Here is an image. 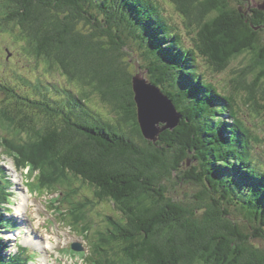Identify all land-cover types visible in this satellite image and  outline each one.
<instances>
[{
  "label": "trees",
  "instance_id": "1",
  "mask_svg": "<svg viewBox=\"0 0 264 264\" xmlns=\"http://www.w3.org/2000/svg\"><path fill=\"white\" fill-rule=\"evenodd\" d=\"M6 1L11 35L75 88L57 91V98L45 92L43 77L35 83L20 77L19 84L33 86L26 95L10 79L11 67L3 69L0 91L9 102L0 101L1 126L15 136L24 132L27 141L16 146L18 138L3 133L0 148L18 167L38 171V182L72 175L96 194L76 213L77 225L94 254L110 251L115 260L86 264H264V166L243 122L245 113L264 112V10L254 0H169L197 30L189 48L156 0ZM129 51L142 55L139 70L182 116L157 143L138 124ZM198 55L215 73L234 66L226 91L194 68ZM90 95L113 117L92 111ZM187 161L192 166L183 171ZM3 175L0 168V224L9 230L15 222L2 207L11 202ZM180 181L191 189L183 197ZM105 206L113 211L99 210ZM5 248L0 235V264L40 256L21 249L6 257Z\"/></svg>",
  "mask_w": 264,
  "mask_h": 264
},
{
  "label": "rangeland",
  "instance_id": "2",
  "mask_svg": "<svg viewBox=\"0 0 264 264\" xmlns=\"http://www.w3.org/2000/svg\"><path fill=\"white\" fill-rule=\"evenodd\" d=\"M4 1L6 0H0V75H4V74L6 75V73L3 72L6 69H9L10 66L12 71L10 73V79L11 78L13 79L14 81L13 84L15 83L19 84L18 79L20 80V77H24V79H27L31 82H34V80H38L40 77H43V81L48 86V89H46L45 92L58 95L57 91L63 94L66 90L68 92L70 91V88H75L73 83L69 82L68 76L63 75L62 72L57 68L50 69L48 60L41 61L38 58H36V53L32 51L30 46H28L23 40L17 41L15 37L11 35L12 32L9 30L8 27L5 26L6 24L4 23V20L8 16L7 1L6 3H4ZM156 1L158 2L162 10L160 11L164 19L167 21L168 25H170L171 28H177V31L180 34V38L182 37L181 41L184 43V45L188 46L189 48L195 46L196 44L195 39L197 38V30L188 27V23L185 21L184 16L181 15V12L178 11L176 5L171 3L169 0H156ZM230 1L236 4V2L247 3L250 0H230ZM260 1L263 0H259V3ZM245 6L247 7V5ZM2 26L4 28L1 30ZM18 45H20V47H18ZM130 53L132 56L131 61L134 63L133 69H135L136 67L137 74L143 73L147 78L148 72L144 70H139L140 63L143 60L142 55L135 52H130ZM197 58H198V66L196 64L194 68L199 69L204 74V77L209 82H212L220 91L222 90L226 91L230 81L231 72L234 66H230L227 70L223 71L222 73H215L213 65L210 64L207 59L205 60L204 58H201L200 55H198ZM237 62L238 61L236 60L234 64H238ZM19 85H23L26 95L30 93L33 88V86L31 85L29 86L28 84L25 83ZM13 87L17 89L19 95H23L21 93L19 86L14 85ZM75 92L77 93V90H75ZM57 98H59V95L57 96ZM0 101L9 102L8 98H6V95L2 93V91H0ZM103 103L104 102L100 98L94 95H90L89 99L87 100V104L92 111L95 110L94 108H97V110H99L102 115L104 114L107 117L112 118L113 115L110 112L111 107L109 111V109H107L106 105ZM97 110H95L94 112L99 113ZM244 112H246L245 109ZM1 113L2 112L0 111V116ZM10 114L13 115V117H15V113H10ZM224 118H226L225 120L230 121L229 119L230 117L228 115H224ZM243 119H244L243 122L248 126V128H250L252 133V143L255 146L254 157L261 160L262 161L261 164L264 166V112L257 113V115L256 114L254 115L253 112L245 113L243 115ZM48 121H49L48 118L43 117L44 123L46 122L48 123ZM1 124L2 123L0 122V135L3 133H8V135L18 138V142H14L16 146H19L23 144L25 141H27L26 134L24 132L19 131V134L15 136L13 132L9 129H5V131H3L4 128L1 126ZM5 143L14 147L12 141L11 142L5 141ZM0 154H1L0 168L2 173H4L3 176L7 179V184H5L4 187L2 188L4 189L5 192H7L8 194L14 197L11 198V201L14 202L13 203L14 214L17 208H19V206L21 205L22 194L23 196H27L26 194L30 192L32 193V194L30 193V195H36L34 194L36 192H40V193L46 192L45 194H42L41 198L45 197L43 199V202H50L51 200L56 199L60 195V193H54V194L51 193L50 195L48 194V192L59 189L60 185L62 187H70V188L76 187L73 188V191L76 193L75 195L76 196L82 195L80 198L77 197L68 198L67 201L70 199H74L78 201L81 200L84 196L85 198L81 200L82 204L84 203L85 199L87 200V197L89 198L90 203H93L95 201L93 200V202H91L92 201L91 197L94 198L96 194L94 192H90V190H88L86 186L81 185L79 182L73 180L72 175H69L67 177L69 179L66 182L61 180L58 182L56 180L50 182L49 181L46 182L45 180L38 182L37 173L34 171H30L28 167H24L27 169V171H29L28 178H32V180L30 182L28 181L22 182L21 171L23 166L18 168L19 171H17L16 168L13 167L14 161L12 159V156L9 153L2 152L1 148H0ZM257 164L259 165V163ZM191 166H192V162L187 161L183 171H186L187 169L191 168ZM31 182H32V186L29 187L30 192L29 191L27 192V187H25L24 185H29V183ZM62 187L60 189H62ZM179 187H181V190H183V192H181V194L179 195L180 197L184 196L182 193L190 192L191 190L189 185L184 184V182L182 181H180ZM22 188L24 190H22ZM37 202H40V205L37 207L36 212L32 213V218L35 219L33 225H35L36 231L39 232L40 235L42 236V242L44 243H42L41 246H36L35 249L46 250L47 256L44 255L45 257H43L42 255H40L38 260L35 259L30 264H59L58 263L59 261L62 264H86L84 260H91L94 262L95 261L100 262L102 260H105V263H109L110 261L115 260V258L112 256V253L110 251L100 250L99 254H94L91 249L92 242L87 241L86 238H82V234L75 231L76 228H82L81 226L74 225L71 227L69 222L64 221L59 215L48 217L49 214L48 215L45 214L48 211V208L41 203L40 198L37 200ZM6 203L7 202H4L2 204V207L6 209V215L9 216V211L7 209H9L10 207ZM67 207L69 209L73 208L72 205L68 206V204H65V208H64L65 214H67L68 212V210L66 209ZM89 208H91V206ZM87 209L88 208L85 207L82 210H78V212L84 213ZM99 210L100 211L105 210L104 212L110 214L109 210L113 211V208L112 206H105L104 208H99ZM44 214L46 215V217L44 216ZM3 215L4 213L2 211L0 216ZM39 215H43V216L41 217ZM95 216L99 217V215L97 214H94V218ZM90 218L91 216L88 215L84 219L85 221H87ZM103 226L104 224L101 225V227ZM0 231H3V228L1 226H0ZM0 235L4 238L5 241L9 238L14 239L15 237L14 233L8 234L5 231L2 232ZM66 237L68 239V242H70L71 244H68L66 242ZM21 242L25 243V240H22ZM75 242L81 243L83 245L85 249L83 253H78L75 251H73L72 253V245ZM116 245L118 246V243H116ZM8 246L10 247L8 251H12L13 247H11V243H9ZM104 248L106 249V247ZM14 252L16 253V250H14Z\"/></svg>",
  "mask_w": 264,
  "mask_h": 264
},
{
  "label": "water",
  "instance_id": "3",
  "mask_svg": "<svg viewBox=\"0 0 264 264\" xmlns=\"http://www.w3.org/2000/svg\"><path fill=\"white\" fill-rule=\"evenodd\" d=\"M259 9L264 10V7ZM133 91L141 133L147 141L157 143L161 133L179 125L182 116L170 98L152 85L143 73L133 78ZM75 246V250L83 251L80 245Z\"/></svg>",
  "mask_w": 264,
  "mask_h": 264
},
{
  "label": "clouds",
  "instance_id": "4",
  "mask_svg": "<svg viewBox=\"0 0 264 264\" xmlns=\"http://www.w3.org/2000/svg\"><path fill=\"white\" fill-rule=\"evenodd\" d=\"M254 2V6L256 7V8H259V5H262V4H260V3H258L256 0H254L253 1ZM252 8V7H251ZM242 11V10H241ZM250 11V10H249ZM145 78H146V76H145ZM147 79V78H146ZM148 80V79H147ZM149 81V80H148ZM150 82V81H149ZM136 104V103H135ZM174 104V103H173ZM137 107V106H136ZM179 113V112H178ZM182 119V118H181ZM226 119V118H225ZM224 118H223V120H225ZM230 119V121H227V120H225L228 124H230V123H232V119L231 118H229ZM37 175L39 176H41V174L40 173H37ZM58 190H60V189H57V190H54V191H51V192H48V194H50L51 195V193L52 192H56V191H58ZM73 193V195H75L76 193L75 192H72ZM69 194H70V192H69ZM82 196V195H81ZM11 198H13V196H11ZM68 198H71V197H69V195L67 194V192L66 193H63V194H61V195H59L56 199L57 200H60L59 201V203H62V204H68L69 202H72L74 199H70V200H68L67 201V199ZM83 198H85V196L83 197ZM83 198L81 199V200H83ZM91 199H92V197H91ZM72 200V201H71ZM81 200H78V202H77V207H79V209L78 210H82V209H84L85 208V206H84V204L85 203H87V201L89 200V198L87 197V200L85 199L84 200V203L82 204L81 203ZM12 203V204H11ZM9 207H13V202L11 201L9 204L8 203H6ZM20 206H22V208H21V210L20 211H22V210H24V200H22V202H21V205ZM19 206V207H20ZM65 206V205H64ZM8 211H9V216H7L6 215V217L9 219V220H11L13 223L15 222V224L11 227V229H9V230H6V229H3V231H0V234L2 233V232H7L8 234H15V237H14V239H12V238H9V239H7L6 241L4 240V238H3V242H4V244H5V249H3V252H2V254L3 255H5L6 257L7 256H9V255H11V254H17V252H19V251H21V249L23 248V246H22V244L20 243L19 244V242H17V236H16V233L18 232V233H20V234H23V235H25V233H26V231H25V229L23 228V222L21 223V220L23 219L22 218V214L18 211L19 210V208H17V210H16V212H15V214H14V210L12 211V210H10V209H7ZM78 210H73L72 211V213L70 214V215H68L67 217H72L73 219H75V221H77V219H78V217L76 216L77 214L76 213H78ZM80 217V216H79ZM0 226H1V224H0ZM2 228H3V226H1ZM27 235H29V233H26ZM30 236V235H29ZM9 243H11V247H13V250L12 251H8V249H10V247L8 246V244ZM25 243H26V241H25ZM14 250H16V253L14 252ZM37 252V251H36ZM7 253V254H6Z\"/></svg>",
  "mask_w": 264,
  "mask_h": 264
},
{
  "label": "bare ground",
  "instance_id": "5",
  "mask_svg": "<svg viewBox=\"0 0 264 264\" xmlns=\"http://www.w3.org/2000/svg\"><path fill=\"white\" fill-rule=\"evenodd\" d=\"M62 186L60 185L59 186V189L61 188ZM73 191V188H70V187H62V189H60V190H58L57 192H52V194H54V193H60V195L61 194H63V193H66V192H72ZM69 197H71V198H75V197H77V198H80L81 196H76V195H73V193L72 194H70L69 195ZM22 199L24 200V207H26L27 205H29V198L27 197V196H23L22 197ZM55 199H53V200H51V201H54ZM21 208H22V206H20L19 207V211L21 210ZM41 238V237H40ZM25 241H26V243H28L29 242V239L28 238H26L25 239ZM38 246H40V243H38ZM38 260V259H37ZM60 264V263H59Z\"/></svg>",
  "mask_w": 264,
  "mask_h": 264
}]
</instances>
